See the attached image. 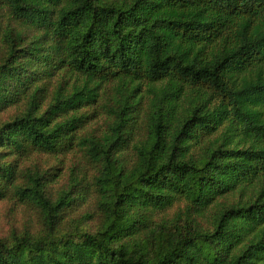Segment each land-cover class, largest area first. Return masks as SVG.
Segmentation results:
<instances>
[{"label": "trees", "instance_id": "16d2710c", "mask_svg": "<svg viewBox=\"0 0 264 264\" xmlns=\"http://www.w3.org/2000/svg\"><path fill=\"white\" fill-rule=\"evenodd\" d=\"M13 108L0 202L44 234L0 239V264H264V0H0ZM34 153L73 162L75 189L53 201L62 169ZM90 202L95 232L57 233Z\"/></svg>", "mask_w": 264, "mask_h": 264}, {"label": "rangeland", "instance_id": "374dc122", "mask_svg": "<svg viewBox=\"0 0 264 264\" xmlns=\"http://www.w3.org/2000/svg\"><path fill=\"white\" fill-rule=\"evenodd\" d=\"M108 91V92H106ZM106 93H113V90L108 88V90H104L103 87L100 88L99 92L97 93V99L104 100ZM114 93L111 97H114ZM107 97V96H106ZM110 97V98H111ZM95 103H92L89 107H85L82 111L90 110V114L96 109ZM14 108L10 109L8 112L0 117V126L5 121L9 120L12 115H14ZM105 113L102 114V110L98 109L90 120L87 122V129L86 131H82L83 134H88L89 132H98L100 130V126L102 120L105 119ZM79 161V159H75ZM56 159L54 157H49L45 154L34 153L32 156L25 160L22 164L30 167L31 169H40L47 172L48 167L53 164H56ZM58 161V160H57ZM63 161V162H62ZM71 164V165H70ZM59 167L62 173V177L59 179L58 182L53 183L50 185V190L52 191L53 196L51 199L56 201L59 197V194L63 190L68 189H75V184H73V180L77 179L78 176L76 175V171H74L73 162H69L68 158H61V163L55 165V168ZM49 177V175H48ZM264 187V182L261 184ZM174 208H177L175 205ZM94 204L90 202V204L86 206H76V209L72 210L65 218L60 228H58V232L62 231H72L76 228L85 231L95 232L97 230L98 221L97 214L94 211ZM93 217V219H91ZM42 229L41 222L39 220V210L34 206L23 205L19 204L15 200L10 201H2L0 202V239L10 240L14 233L21 235L26 231H29L32 236H40L43 235L39 233ZM13 240V239H12Z\"/></svg>", "mask_w": 264, "mask_h": 264}]
</instances>
